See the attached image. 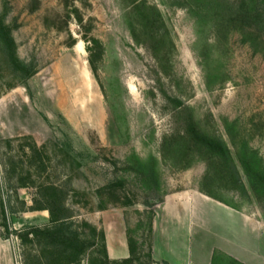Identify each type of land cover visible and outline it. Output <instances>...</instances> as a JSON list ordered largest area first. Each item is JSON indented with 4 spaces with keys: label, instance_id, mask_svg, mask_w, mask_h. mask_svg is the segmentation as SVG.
I'll return each instance as SVG.
<instances>
[{
    "label": "rangeland",
    "instance_id": "1",
    "mask_svg": "<svg viewBox=\"0 0 264 264\" xmlns=\"http://www.w3.org/2000/svg\"><path fill=\"white\" fill-rule=\"evenodd\" d=\"M259 2L0 0V264L43 253L25 233L52 226L32 210L50 182L75 209L81 264H169L173 249L187 264L218 231L201 188L264 220Z\"/></svg>",
    "mask_w": 264,
    "mask_h": 264
},
{
    "label": "crops",
    "instance_id": "2",
    "mask_svg": "<svg viewBox=\"0 0 264 264\" xmlns=\"http://www.w3.org/2000/svg\"><path fill=\"white\" fill-rule=\"evenodd\" d=\"M198 193V192H196ZM182 195V194H181ZM187 195V193H183ZM199 195V194H198ZM186 198L187 196H180ZM213 199V198H212ZM215 201V199H214ZM168 198L163 202L166 204ZM199 202V200H197ZM200 202L208 208L218 209L216 204L211 201L200 199ZM184 206H190L187 201H182ZM191 203V202H190ZM223 203H221L222 205ZM212 213V212H211ZM215 216L202 214L201 218L209 219L216 223L218 231L216 237L212 238L206 233H201L200 244L190 245L189 252L186 255L187 264H211L212 255H209L207 245L210 242L212 249H217L224 254L234 258L242 264H264V220L255 216L243 214L234 210L230 206L223 204L216 211ZM193 222L189 221L188 238L192 242L194 240ZM160 246L165 249L166 236L159 233ZM176 239V238H175ZM197 240V239H195ZM181 256L178 250L173 249L172 252L163 255L169 264H178V257Z\"/></svg>",
    "mask_w": 264,
    "mask_h": 264
},
{
    "label": "trees",
    "instance_id": "3",
    "mask_svg": "<svg viewBox=\"0 0 264 264\" xmlns=\"http://www.w3.org/2000/svg\"><path fill=\"white\" fill-rule=\"evenodd\" d=\"M264 1V0H260ZM259 2V4H260ZM256 17L264 15L263 7H257L254 13ZM264 24V22H263ZM220 141L207 140L205 143L212 155H218L219 150L216 145ZM215 147V148H214ZM35 152L38 148H34ZM201 191L212 197L217 198L209 191L201 188ZM39 198H34L32 210H47L50 215L51 227L32 228L25 233L28 239L32 235L33 241L42 248V254L33 256L35 264H81L80 240L78 232L71 230L75 209L67 203L68 191L61 184L50 182L40 187L38 192ZM26 264H28L26 262Z\"/></svg>",
    "mask_w": 264,
    "mask_h": 264
},
{
    "label": "water",
    "instance_id": "4",
    "mask_svg": "<svg viewBox=\"0 0 264 264\" xmlns=\"http://www.w3.org/2000/svg\"><path fill=\"white\" fill-rule=\"evenodd\" d=\"M198 194H199L200 196L204 197V198L206 197L207 199H211V197H209V196H207V195H205V194H203V193H201V192H199V191H198ZM212 200H213V199H212ZM213 201H214V200H213ZM217 208H218V209H216V211L220 209L219 206H217Z\"/></svg>",
    "mask_w": 264,
    "mask_h": 264
}]
</instances>
